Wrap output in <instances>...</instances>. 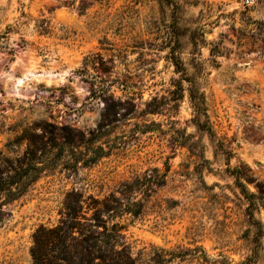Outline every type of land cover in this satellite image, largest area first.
<instances>
[{"label": "rangeland", "instance_id": "rangeland-1", "mask_svg": "<svg viewBox=\"0 0 264 264\" xmlns=\"http://www.w3.org/2000/svg\"><path fill=\"white\" fill-rule=\"evenodd\" d=\"M245 1L0 0V173L40 168L4 206L0 264L152 169L165 183L105 223L120 264H264V0Z\"/></svg>", "mask_w": 264, "mask_h": 264}, {"label": "trees", "instance_id": "trees-1", "mask_svg": "<svg viewBox=\"0 0 264 264\" xmlns=\"http://www.w3.org/2000/svg\"><path fill=\"white\" fill-rule=\"evenodd\" d=\"M190 97L194 98L191 90ZM156 101L153 99L152 102L147 103L149 111L146 113H159ZM203 102V97L200 95L196 102L198 113L204 114ZM195 125L201 128L203 123L196 119ZM3 170V173H0V221L6 215L4 206L18 198L40 172V168L33 164L27 154L21 162L17 160L15 164L8 162ZM151 172L137 175L132 180L122 181L116 191L119 197L110 192L103 198L102 208L94 207L89 217H85L80 199L67 203L66 214L56 225L50 227L41 225L32 234L33 245L30 249L32 264H94L93 260H97L96 264H120L116 250L117 240H114L117 237V226L113 223L108 228L105 223L112 219L113 212L116 215L122 212L133 216L138 214L142 201L151 197L156 189L165 183L164 174H160L157 169H152ZM132 193L142 195L137 197ZM116 199L128 200L121 206V204L117 205ZM102 214H107L110 218L101 221ZM100 221L103 222L100 223L103 231L96 232L88 228L100 226Z\"/></svg>", "mask_w": 264, "mask_h": 264}, {"label": "built area", "instance_id": "built-area-1", "mask_svg": "<svg viewBox=\"0 0 264 264\" xmlns=\"http://www.w3.org/2000/svg\"><path fill=\"white\" fill-rule=\"evenodd\" d=\"M245 2H246V4L248 5V4H249V2H250V0H246Z\"/></svg>", "mask_w": 264, "mask_h": 264}]
</instances>
